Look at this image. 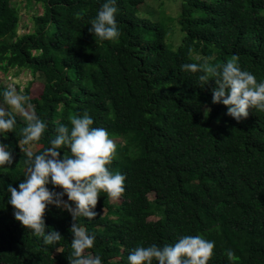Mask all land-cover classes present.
I'll list each match as a JSON object with an SVG mask.
<instances>
[{
  "label": "trees",
  "instance_id": "16d2710c",
  "mask_svg": "<svg viewBox=\"0 0 264 264\" xmlns=\"http://www.w3.org/2000/svg\"><path fill=\"white\" fill-rule=\"evenodd\" d=\"M25 1L43 13L20 35L19 4L0 0V72L44 76L26 95L47 128L39 142L24 146L26 124L17 116L13 132L0 134L14 156L10 167H0V264H69L71 214L48 205L46 232L62 239L44 245L15 219L7 186L18 189L25 179L23 148L41 153L59 125L70 129V117L85 111L117 145L109 170L126 177L119 204L101 192L95 219L78 218L95 236L88 253L102 264H129L138 246L200 235L215 242L209 264H264V112L250 109L237 122L226 106L212 103L215 81L202 87V73L182 70L237 55L242 70L264 81V0H178L177 46L173 16L142 17L146 0H117L118 42L95 41L88 31L106 0ZM5 87L0 83V93ZM59 151L63 158L68 149Z\"/></svg>",
  "mask_w": 264,
  "mask_h": 264
},
{
  "label": "clouds",
  "instance_id": "9594fccd",
  "mask_svg": "<svg viewBox=\"0 0 264 264\" xmlns=\"http://www.w3.org/2000/svg\"><path fill=\"white\" fill-rule=\"evenodd\" d=\"M117 0H106L95 18L89 21V33L94 34L95 41L118 42L121 35L117 26ZM82 15V14H78ZM183 71L202 73L198 79L202 87L209 81H215L212 89V103H222L227 107V115L237 122L247 119L250 109L264 112V81L257 82L249 71L242 70L239 56L221 65H212L207 61L201 64L187 63ZM3 105L0 106V134L13 132L20 116L26 126L21 130L24 146L39 142L47 128L45 121L36 114L30 98L14 84H8L2 91ZM6 106V107H5ZM71 128L59 125L56 136L50 146L39 154H34L28 147L22 149L26 159L24 180L18 189L11 184L7 186L10 193L8 204L21 226L30 230L33 236L42 238L44 245L57 244L62 236L58 231L46 232L45 212L48 205H54L71 214L72 234L71 254L67 257L69 264H102L98 255L87 250L93 248L95 236L89 234L85 227L78 223V218L94 220L98 215L97 206L100 193H106L111 201H117L125 192L126 177L111 172L117 145L110 138L107 129L92 127L94 121L87 111L83 115L70 117ZM6 138V136H5ZM68 149L63 158L60 149ZM14 156L9 147L0 142V167L11 166ZM62 189L50 191L47 185ZM67 196V201L63 199ZM74 205V207H73ZM215 242L200 235L181 236L174 244L159 247L138 246L128 255L129 264H209L214 254ZM59 251V250H58ZM229 261L237 257L232 250H227Z\"/></svg>",
  "mask_w": 264,
  "mask_h": 264
},
{
  "label": "rangeland",
  "instance_id": "374dc122",
  "mask_svg": "<svg viewBox=\"0 0 264 264\" xmlns=\"http://www.w3.org/2000/svg\"><path fill=\"white\" fill-rule=\"evenodd\" d=\"M16 1L20 6V16H21L19 34L22 35L29 33L33 27V21H32L33 16H35L36 14L43 13L42 6L40 4L28 5L25 0H16ZM164 11L167 14L173 16L172 21L170 22V28L172 30L170 37L172 36V33H174L175 35L177 34L180 35L177 44L174 43V45L177 46L181 43V37H182L181 29L178 24V17L180 13V6L178 0H146L143 6L141 7V16L151 17L153 20H157L160 14L163 13ZM167 23L169 26V20H167ZM174 38L175 37H172V39ZM42 80H44V76L42 74H38L34 76L29 70L17 71V69H14L7 74L0 72V83H2L3 86H7L8 84L11 83L14 84L17 87V89L23 87L24 94H26V88L30 86H33V90H37L41 85ZM31 149L36 150L35 147ZM151 197L153 198V196ZM113 202L119 204L120 199ZM104 213H106V211H104Z\"/></svg>",
  "mask_w": 264,
  "mask_h": 264
}]
</instances>
